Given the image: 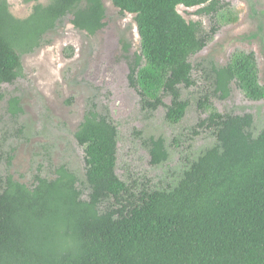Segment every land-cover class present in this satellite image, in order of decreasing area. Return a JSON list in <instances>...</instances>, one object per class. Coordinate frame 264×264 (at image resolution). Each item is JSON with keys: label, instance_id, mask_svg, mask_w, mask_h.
I'll return each mask as SVG.
<instances>
[{"label": "trees", "instance_id": "obj_1", "mask_svg": "<svg viewBox=\"0 0 264 264\" xmlns=\"http://www.w3.org/2000/svg\"><path fill=\"white\" fill-rule=\"evenodd\" d=\"M111 2L135 16L144 60L135 82L144 107L156 109L170 96L167 119L178 123L189 105L180 99L181 87L196 84L190 59L217 33L215 26L206 32L200 22L186 21L178 7L200 8L221 23L237 16L219 0ZM69 13L77 28H89L104 9L101 0H52L20 19L0 0V85L22 75V57L46 46ZM213 73L222 99L236 82L249 100H264L255 53L237 52ZM13 106L19 108L18 99ZM199 107L210 114L203 124L214 129L217 144L174 188L139 194L115 173L116 126L95 108L87 111L75 137L85 151L90 200L80 198L76 176L65 169L33 189L8 176L0 189V264H264V129L254 137L253 115H222L208 98ZM150 146L153 164L167 160L162 139Z\"/></svg>", "mask_w": 264, "mask_h": 264}, {"label": "rangeland", "instance_id": "obj_2", "mask_svg": "<svg viewBox=\"0 0 264 264\" xmlns=\"http://www.w3.org/2000/svg\"><path fill=\"white\" fill-rule=\"evenodd\" d=\"M8 1L11 12L18 18L28 17L36 4L28 0ZM219 1L230 5L237 21L221 23L220 17L199 14L200 8L178 7L186 21L200 22L206 32L215 26L217 33L202 52L190 59L197 84L189 90L182 88L183 99L190 101V108L177 125L166 120L165 107L154 114L142 109L127 73L122 82L116 78L109 85L105 80L99 84L98 78L93 79L101 49L106 46L118 58L117 63L123 61L118 57L123 43L130 46V53H140L133 14L123 17L110 0H104L109 26L95 37L76 30L71 19L66 18L50 36L52 43L22 59L23 77L12 85L0 87V180L10 173L16 180L30 185L37 173L53 179L55 170L67 165L78 174L86 190L84 152L74 134L93 99L100 111L106 108L110 111V117L119 128L118 177L136 193L143 189L174 188L190 165L217 144L216 135L211 131L193 133L206 116L198 107V101L209 84L212 85L206 78L212 67L227 65L237 52H254L260 68V83L264 85V0ZM38 2L48 4L50 0ZM13 98L21 102L22 112L17 116L10 108ZM170 100L166 97L165 104L170 105ZM214 104L221 113L253 115L254 137L264 129V100L247 99L235 85L228 100L214 99ZM160 137L166 141L169 159L154 166L145 143L150 138ZM10 155L13 159L8 167Z\"/></svg>", "mask_w": 264, "mask_h": 264}, {"label": "flooded vegetation", "instance_id": "obj_3", "mask_svg": "<svg viewBox=\"0 0 264 264\" xmlns=\"http://www.w3.org/2000/svg\"><path fill=\"white\" fill-rule=\"evenodd\" d=\"M28 1H30V2H35L36 4H35L34 6H36L37 4H41V3L38 2V0H36V1L28 0ZM110 1H111V0H110ZM8 2H9V1H8ZM51 2H52V0H50V2H49L48 4H42V5L47 6V5H49ZM101 3H102V5H103V9H104V16L101 17V18L99 19L98 24H96L95 26H90L89 28H77V26L73 23L74 18H75L74 15L71 14V13H69V14H67L66 16L63 17L62 21H60V22L57 23V28H56L53 32H51L50 34H48V35L46 36V41L49 42L48 44L52 43V41H51V39H50V36L53 35L55 32H57V30L59 29V27L63 24L64 20H65L66 18H68V17L71 19V20H70V21H71V25H72L76 30L80 31L81 33H84L86 36H88V37H95V36H99V35H101V34L105 31V29L109 26V24H108V22H107V14H108L107 7H106L105 4H104V0H101ZM111 3H112V2H111ZM112 4H113V3H112ZM34 6H33V8H34ZM113 6H114V4H113ZM114 7H115V6H114ZM33 8H32V12H33ZM115 8H116V7H115ZM83 9H87V10H88V4H87V3L84 5ZM116 9H118V8H116ZM78 10H81V9H80L79 7H77L76 11H78ZM118 10H119V9H118ZM32 12H31V13H32ZM119 12H120V10H119ZM30 15H31V14H30ZM30 15H29V16H30ZM120 15L123 16V17H125V16H127V15H132V14H129V13H124V14H122V13L120 12ZM14 16H15V15H14ZM15 17H16V16H15ZM17 18H18V17H17ZM26 18H27V17H26ZM20 19H25V18H20ZM134 19H135V16H134ZM86 22H87V21H86ZM86 22H85V23H86ZM135 22H136V21H135ZM136 25H137V24H136ZM137 31H138V29H137ZM138 35H139V33H138ZM139 38H140V36H139ZM48 44H47V45H48ZM47 45H46V46H47ZM44 47H45V46H44ZM42 48H43V47H42ZM42 48H41V49H42ZM39 50H40V49L36 50L35 52H33V53H31V54H28V55L23 56L22 59H23L24 57H26V56H31V55L35 54V53H36L37 51H39ZM130 50H131L130 46L127 45V44H124V43H123V45L120 46V54H119V56H118V57H121V59H122L123 61H122L121 63H117L116 61H118V58H115V57L112 55L113 52H112V50H111V48H110L109 46H106L104 49H101V57H100V59H99V62H98V64H97V66L94 68L93 79H97V78H98V79H99V84H102L103 81L105 80L106 83H107V85H109V84L112 83L116 78H119V82H122L125 73H127V74H128V76H127V80H128V82H129L131 88H133V89L136 91V94H138V96L140 97V100H141V107H142V109H143L145 112H148L149 114H154V113H156L161 107H165V108L167 109L168 106L171 105V103H170V105H166L165 102H164V100H165L166 97H169V98L171 99V97H170V96H167V95H165V96L162 97V104H160L156 109H148V108H145V107H144V106H145L144 101H143L144 99H143L142 95L140 94V90H139V87H138L137 83L135 82L136 75H137L139 69L141 68V66L144 65V60H143V59H140V56H141V46H140V53H139V54L134 55L133 52L130 53ZM250 53H251V52H250ZM253 53H254V52H253ZM255 55H256V54H255ZM256 58H257V56H256ZM257 62H258V60H257ZM190 63H191V61H190ZM191 64H192V63H191ZM22 65H23V61H22ZM192 66H193V65H192ZM258 66H259V64H258ZM214 67H216V66H213V67H212L210 75L206 77L207 79H209V80L211 81L212 85L209 84L207 90H206V91L204 92V94L200 97V99H199V101H198V107H199V104H200V101H201V100H204V98H208V99H210V103L216 108V110H217L220 114H222V115L238 116V115H234V114L221 113V112L217 109V107L215 106V104H214V99H219V100H221V101L228 100V99L231 97V95H232V87H233V85H235V86L239 89V87L236 85V82L231 83V84H230V93H229V96H228L226 99H222V98H221V93H217V92H216V88H215V86H214V73H213V69H214ZM194 69H195V68H194V66H193V80H194L195 83H196V80L194 79ZM23 72H24V66H23V70H22V75H21L18 79H16L14 83H16L20 78L23 77ZM89 73H91V71H90ZM259 78H260V68H259ZM14 83H12V84H14ZM4 84L12 85L11 83H3V84L0 85V87H1L2 85H4ZM196 84H197V83H196ZM196 84H195L194 86L190 87V88H187V89L189 90V89L195 87ZM182 88L186 89V88L183 87V86L181 87V97H180V99L183 100V101H187L189 105H188L187 111L185 112L184 117H183L178 123H172V122H170V121L167 119V114H166V120H167L170 124H173V125L180 124V123L185 119L186 114H187V112H188V110H189V108H190V101H189V100H186V99H183V91H182ZM239 90H241V89H239ZM246 98H247V97H246ZM13 99H18V100H19V108H17V109L14 108V106H13ZM13 99H11V101H10V108H11V110L13 111L14 115L17 116L18 114H20V113L22 112L21 102H20V99H19V98H13ZM247 99H248V98H247ZM170 102H172V99L170 100ZM92 108H95V111H96L97 113H99L100 115L108 116V119H109V120H110V121L116 126V128H117V130H118V138H117V154H116V156H117L116 168H117V163H118L119 128L117 127V125L113 122L112 118L110 117V115H109V112H110V111H109L107 108H106L104 111H100V110H99V107H98V105H97V103H96L93 99L88 103V106H87V109H86L85 114L87 113V111L91 110ZM199 108H200V107H199ZM200 110H201L202 112H204V113L206 114V116H205V118L201 119L200 122L198 123L197 127L193 129V133H194V135H199V132H200V131H205V130H207V131H211V132H213V133L215 134L214 129H210V128L207 127L206 124H203L204 120L208 119L209 116H210V114L206 111V109H201V108H200ZM167 112H168V109H167ZM84 116H85V115H84ZM83 120H84V118H83ZM80 124H81V123H80ZM79 126H80V125H79ZM78 129H79V127H78ZM78 129H77V131H78ZM77 131L75 132V134L77 133ZM252 132H253V131L251 130V133H252ZM75 134H74V137H75ZM215 135H216V134H215ZM252 135H253V134H252ZM253 136H254V135H253ZM75 139H76V137H75ZM152 139H154V140L162 139V140L164 141V148H165V151H166V153H167V155H168L167 160H166V161H163V162L160 163V164H153V163H152V156H151V163H152V165H154V166H160V165L166 163V162L168 161V159H169V152H168V150H167L166 141H165V139L162 138V137H160V138H150V139L145 143L146 146H148L149 150L151 149V148H150V147H151V146H150V141H151ZM76 142H77L78 145L83 149V152H84L85 179H86V183H87V188H86V190H84V189L82 188V187H83V184H82V182L80 181V178H79L78 174H77L76 172L72 171L67 165H62V166L58 167V168L55 170V178H53V179H47L46 177L42 176V175L40 174V172L37 173V174L34 176V180H33V182H32L30 185H27V184H25V183H22V182L16 180L15 177H14L12 174L7 173L6 176H5V178L2 179V180H0V186H1V188H2V186H3V184H4V182L6 183L8 176H11L15 181H17V182H19V183H21V184H23V185H25V186H27V187L33 189V188H35V187L39 184V180H40V179H42V180H46V181H48V182H53V181L57 180V179L60 177V174H59L60 170H61V169H65V170L71 172L72 174H74V175L76 176V179H77L76 188H77V190H78V191L80 192V194H81V197H80V198H81L82 200H84V201H89V200H90V194H91L92 190H91V187H90V185L88 184V181H87V178H86L85 151H84V147H82V146L79 144V142L77 141V139H76ZM13 151H14V149L12 150V152H13ZM12 152H11V154H12ZM150 155H151V152H150ZM12 159H13V156L10 155V156L8 157V161H7L8 167H10ZM115 173H116V169H115ZM116 175H117V173H116ZM117 176H118V175H117ZM119 179H120V178H119ZM120 180H121V179H120ZM121 181H122V180H121ZM122 182H124V181H122ZM124 183H125V182H124ZM178 183H179V182H178ZM125 184H126V183H125ZM126 185H127V184H126ZM127 186H128V185H127ZM128 187L130 188V190H131L132 192L136 193L135 189H133L131 186H128ZM148 190H150V189H148ZM142 191H144V189H143ZM142 191H140V192H142ZM140 192H138V193H136V194H139ZM107 206H108L107 204L101 205L100 210H101L102 212L105 211Z\"/></svg>", "mask_w": 264, "mask_h": 264}]
</instances>
